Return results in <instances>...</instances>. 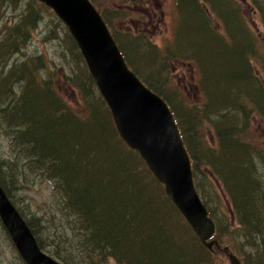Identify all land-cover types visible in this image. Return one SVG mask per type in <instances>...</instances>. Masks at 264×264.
Wrapping results in <instances>:
<instances>
[{
	"label": "trees",
	"instance_id": "obj_1",
	"mask_svg": "<svg viewBox=\"0 0 264 264\" xmlns=\"http://www.w3.org/2000/svg\"><path fill=\"white\" fill-rule=\"evenodd\" d=\"M90 1L127 66L169 105L197 188L205 172L227 196L237 221L231 231L226 214L215 215L198 189L215 223L217 243L241 264H264V154L250 133L254 115L264 129V0H172L169 36L160 45L135 25V31L118 27L127 16L125 5L109 10ZM8 2L0 0V14ZM37 4L46 9L26 1L20 25L0 30V135L10 136L16 154L9 161L0 153V185L11 202L15 205V190L34 176L50 183L43 206L60 212L62 238L68 241L52 243V255L62 264H103L108 258L118 264H215V255L224 253L200 242L163 185L121 139L109 109L85 83L87 78L94 86L75 41L51 10L54 26L72 50L69 81L81 111L65 103L41 52L27 60L14 58L37 23ZM250 14L258 17L260 31L248 20ZM184 66L195 73L194 92L171 90L170 97L163 92L166 82ZM206 129L213 132L212 142L204 136ZM21 161L27 166L20 167ZM43 213L23 218L44 250Z\"/></svg>",
	"mask_w": 264,
	"mask_h": 264
},
{
	"label": "water",
	"instance_id": "obj_2",
	"mask_svg": "<svg viewBox=\"0 0 264 264\" xmlns=\"http://www.w3.org/2000/svg\"><path fill=\"white\" fill-rule=\"evenodd\" d=\"M68 25L123 141L138 151L168 198L207 246L214 224L199 198L190 161L165 101L128 68L105 23L89 0H41ZM0 220L25 264H60L45 254L0 185ZM231 264L238 259L223 249Z\"/></svg>",
	"mask_w": 264,
	"mask_h": 264
},
{
	"label": "rangeland",
	"instance_id": "obj_3",
	"mask_svg": "<svg viewBox=\"0 0 264 264\" xmlns=\"http://www.w3.org/2000/svg\"><path fill=\"white\" fill-rule=\"evenodd\" d=\"M26 1L30 0H9V5L7 4L6 7L2 9L0 14V30H7L8 27H18L20 25L19 16L22 13V9H25L24 3ZM96 4L102 8L109 10L113 8V5L119 4L122 7L125 5L123 7V11L127 12V16L124 20V23L122 25H118V27L135 31V28H133V26L135 25L139 28L138 30L140 32L144 30L146 32L145 36L147 35L149 39H151L158 45L163 42L164 38L167 39L169 36L168 25L170 24L171 18L169 17L168 13H170L171 9H173L172 0H136L135 2L130 0L128 3H124L123 0H96ZM38 9L41 8L37 4V23L27 37L25 45L18 52H16L14 58L17 59V61L27 60L37 54V51L41 52L45 58L44 62L46 71L51 74L53 80L55 81L57 90L64 98L65 103L71 106L73 110L81 111L82 105L80 102V98L73 88V84L71 83L72 78H70L69 81V75L72 74L69 68L73 66V63L71 62V59L73 57L72 54H70V51L72 50L68 47V40L67 38L63 37L62 30L59 27L54 26L52 20L53 15L51 14L50 9L48 7H46V9ZM247 18L251 22L255 31L261 30L258 17H253L252 14H250L247 16ZM28 20V18H25L22 20V22L26 25L28 23ZM17 29L19 35L20 30L19 28ZM1 34L2 32H0V39ZM141 52L142 51L139 52L140 55H142ZM258 69H255V71L257 73H261V71H259ZM75 71V75H78L79 73L76 67ZM194 76L195 73L192 72V69H189L187 66L176 69L174 71L172 79H169L166 82V87H168V90H165L163 92L172 97L171 90L179 89L183 92H186L187 96H191L194 92L195 87L193 83ZM82 78L83 74H80L79 80ZM262 79H264V76L262 77ZM153 82L156 84L155 81ZM85 83L94 91L97 97L100 96V98L106 105L105 101L98 91L99 88L97 89L95 85V82L93 86L91 82L86 78ZM250 133L251 136H253L257 140V143L260 145V150L264 154V129L260 121L255 119V115L251 120ZM204 136L206 137L207 141H213L212 130L206 129L204 131ZM9 139V135H0V153L2 154V156L9 158V161H11L13 156H15L16 154L15 146H11V140ZM18 165L20 167L27 166L24 161L18 162ZM26 170L29 174L30 172L28 171V169ZM210 177L211 176L205 174V172L199 175V180L201 181L202 187L199 183L198 189L204 194L205 199L208 201V204H210L213 212L216 213L215 215H220L219 212L226 214L228 225H230L229 230L231 231L237 227V221L234 220V216L231 217V214H233L231 205L228 201L227 196L220 188L218 182ZM50 190L51 188L49 182L45 181L44 179H37V177L34 176L32 180L25 184V187H22L19 191L15 190L13 200L16 207L22 211L23 216L26 219L37 216V214L41 215L42 212L45 211V213H43L45 218L42 222L44 230L42 233H40V236L45 247L44 250L52 254V243L60 244L68 240H63L62 238L65 237V234L62 232V227L59 225V221L61 222V219L59 217L60 212H57L51 204L43 206V203L47 200V198H50ZM214 204H218V210H216ZM65 220L66 219H64V221ZM63 223L65 224V222ZM63 227L67 228L64 225ZM66 235L69 240H75L74 236L70 234ZM234 242L236 243L235 240ZM260 245L261 243L259 242V250L261 248ZM225 247L227 248V252L234 255L231 251H229V248L227 246H224L222 247V251L225 254L215 255V264H230L228 257L226 256L227 253L223 250ZM234 256L237 258L236 255ZM0 264H22L19 263L18 258L16 257V253L13 251L7 239V233L4 230L1 222ZM103 264L118 263L112 258H108Z\"/></svg>",
	"mask_w": 264,
	"mask_h": 264
},
{
	"label": "bare ground",
	"instance_id": "obj_4",
	"mask_svg": "<svg viewBox=\"0 0 264 264\" xmlns=\"http://www.w3.org/2000/svg\"><path fill=\"white\" fill-rule=\"evenodd\" d=\"M9 5V4H8ZM19 36V35H18ZM149 89V88H148ZM150 90V89H149Z\"/></svg>",
	"mask_w": 264,
	"mask_h": 264
}]
</instances>
